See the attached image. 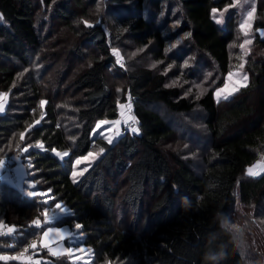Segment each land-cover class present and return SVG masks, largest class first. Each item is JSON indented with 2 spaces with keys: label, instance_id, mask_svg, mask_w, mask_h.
Instances as JSON below:
<instances>
[{
  "label": "trees",
  "instance_id": "obj_1",
  "mask_svg": "<svg viewBox=\"0 0 264 264\" xmlns=\"http://www.w3.org/2000/svg\"><path fill=\"white\" fill-rule=\"evenodd\" d=\"M233 5L0 0V54L10 61L0 62V93L9 98L0 114V160L15 167L19 156L27 179L47 192L28 196L0 178V222L14 227L0 236V256L7 257L0 264H18L13 257L45 229L33 221L44 219L45 209L50 215L57 203L68 212L52 225H80L79 244L91 249L90 264H247L223 218L231 207L244 221L264 210V173L247 174L264 148V0L257 3L245 59L248 84L228 99L216 100L213 89L199 99L186 97L179 86H166L164 70L142 59L148 54L165 66L188 63L190 76L200 59L227 74L237 27ZM214 8L229 10L225 27L215 21ZM121 45L125 67L112 52ZM118 81L124 83L122 96ZM129 96L140 134L124 131L111 145L94 137L97 123L117 118V100ZM40 100L46 101L43 108ZM199 110L204 116L198 131L187 118ZM179 128H192L189 138ZM192 145L201 170L184 154ZM95 148H104L103 155L74 183L75 159ZM53 149L69 156L59 160ZM238 205L252 212L243 215ZM252 239L264 261V232ZM70 262L52 256L41 264Z\"/></svg>",
  "mask_w": 264,
  "mask_h": 264
},
{
  "label": "rangeland",
  "instance_id": "obj_2",
  "mask_svg": "<svg viewBox=\"0 0 264 264\" xmlns=\"http://www.w3.org/2000/svg\"><path fill=\"white\" fill-rule=\"evenodd\" d=\"M257 3H258V0H234L233 7L237 10V27L235 29V36L229 45V52L232 58V68L230 69V71L234 75L232 79L229 81L230 87L228 91H232V89L234 88L241 89L242 87H244V86H241L244 83L242 80L243 75H247L249 78L248 71L245 68V61H246L245 59H246V54H247L250 44H246L244 50H241L240 44L244 43L245 40L253 39L251 31H253L252 29H253V25L255 21L256 11L253 15L252 20L250 21L251 28L248 30L247 36H245L243 31L240 29V24L243 22L244 19H247V11H250L253 6L255 7V9H257ZM46 11L44 10L42 14L46 15L44 13ZM228 17H229V10L222 11V12L219 11L214 14L215 21L217 20L221 21L220 23H217L221 27H225ZM261 35L264 36V31L261 32ZM173 45H175V43H173L172 46ZM121 46L120 48H116V50L120 53V57L122 58L121 63L125 67V60H127V58L124 54V47L123 45ZM241 57L243 59H241ZM142 59L145 64H148L150 66H152V64L155 63L156 66L159 67V69H156V71L164 70L165 73H167L168 85L179 86L182 89L184 96L186 97H193V98H197V96L201 97L203 94H205L210 89H213L216 100H224L225 99L224 96L227 95V92H226V93H222L220 97H217L215 93L219 88L223 87L225 83V78L227 77L230 71L227 74L223 75L220 72H218L217 69L212 68L211 66H208L202 60L199 59L195 66L196 68L194 72L195 75L190 76V74L192 75L193 72H191L190 69H186V65L188 63L183 64L182 66L171 64L169 65L170 66L169 67V66H165L163 62L161 61H158V60L154 61L152 57L150 58L148 56V54L147 56L145 55ZM6 61L10 62L9 60L5 59L0 54V62H6ZM241 63L244 64L243 69L239 67ZM248 80L246 82V85L248 84ZM123 87H124L123 82H119V81L116 82L117 95H120V96L124 95ZM117 89H120V91L118 92ZM235 92L237 91H232L231 95H227V99L230 98ZM185 93H187V95ZM0 94H4V95H0V104H3V111H0V114H3L9 104V98H8V95L5 93H0ZM128 102H129V99L128 101L122 102L121 104H127ZM131 105H132V114H133L132 101H131ZM124 111L126 112L127 110L125 109ZM120 113H121V109H119V114ZM168 116L174 119L175 121H177L175 116H172V115H168ZM203 116L204 115H202V111L199 110L195 112L194 114H192L191 116H189L187 118V121L190 122V125L194 130L199 131L203 128L201 125V118ZM114 120H121V115H119L117 118H114V119L104 120V121H109V123L103 124L99 128H97V125H96V128L94 129L92 135L94 137H97V136L104 137L105 139L111 136L113 137V142H114L119 137V136L118 137L115 136V133L117 131V126L111 123V121H114ZM135 126L138 127V124ZM192 128H187V130L185 128H179V131L184 136H187V138H189V135H190L189 132L192 131ZM119 130L121 132V135L124 134V131H126L125 125L123 124L122 120L119 125ZM55 150H56L55 152L51 151V153L54 156H56V158L59 160L63 161L66 157L69 156L68 151H61L57 149ZM57 152L61 153V155L57 156L56 155ZM64 152H68V156H63L62 154ZM91 152L94 154L95 159L90 158L89 161L82 162L79 165H76L74 162V168L72 170V173L73 171L79 173L83 171L84 168H88L89 170L104 153V152L101 153L99 148H95L91 150ZM184 154L186 157H189L192 159V161L196 165V169L201 170V168L204 166L203 165L204 163L201 157L199 156V152L196 150V148L193 145L188 150H186ZM83 156H80L78 158H81ZM78 158H76L75 161ZM14 160L16 161L15 175H16L17 180L12 181L11 178L5 175V173L3 172V169H0V178L6 183L18 188L20 191H22L26 195H28L29 192H35V191L45 193L46 195L47 192L36 189V183L33 182L32 180L27 179L28 177L27 168H26V165L23 163V161L20 159V157L15 156ZM249 169H252L254 173H258L252 176H259L264 173V148L262 149L261 160H258L253 165L248 166L247 168L248 175H250L248 171ZM87 172H84L83 175H77L76 177H73L71 173L72 179L73 180L75 179V181L78 182ZM42 196H36V197L40 198ZM44 200L48 201V198ZM59 204L61 205L62 208H66L61 203ZM238 207H239V211L243 215H250V213L252 212L251 210H249L244 213L242 212L241 207L239 205ZM53 214H55L56 216V219H55L56 221L61 215L66 214V213H61L59 209H55L52 211L49 217H52ZM242 218L244 219L245 217H240L238 212L234 210V207H231L226 213L225 217L223 218V225L233 232L239 244V247L242 249V252L246 258L247 264H264V261L258 258L259 255L257 254V251H256V249L258 248H257L256 243H253L254 240L252 239V237H257V236L261 237L262 232H264L263 230L264 229V210L259 211L255 217L249 216V218L246 221H244ZM252 221H254L253 225L251 224ZM53 223L46 224L45 217L44 219L40 220V226L45 227L43 232L47 230V228L53 227L59 230H63L62 235L58 236L56 235V233H50L49 237L45 239L42 236V233H43L42 232L39 236V240L35 241L36 247L28 248L27 252H24V251L22 252L23 257H20V254H21L20 253L19 255L15 256V257H20V258L14 259V260L15 261L18 260V264H31V262H33L34 264L35 263L41 264L42 262H51V257L53 256V257H69L71 261L70 264H90L92 261L91 249L88 248L86 245L79 244L81 235L77 233L78 229L74 227L75 229L73 230L67 224L52 225ZM9 229H12V231L9 232ZM13 231H14L13 226H6L3 224V222L2 223L0 222V236L5 235L7 233H12ZM46 243H47V246H45ZM250 243H253L251 244L252 247L254 248L253 252L249 248ZM49 248H52L53 251H56L58 254L52 255L49 252ZM79 248L84 249V251L83 252L70 251V250L79 249ZM44 250L48 252L49 256L44 255ZM27 257H30L31 260H28Z\"/></svg>",
  "mask_w": 264,
  "mask_h": 264
},
{
  "label": "snow or ice",
  "instance_id": "obj_3",
  "mask_svg": "<svg viewBox=\"0 0 264 264\" xmlns=\"http://www.w3.org/2000/svg\"><path fill=\"white\" fill-rule=\"evenodd\" d=\"M212 11H213V13H215V12H216V9L214 8ZM255 11H256V9H255V7L253 6V7L251 8L250 11H247V19H244L243 22L240 24V29L243 31V33H244L245 36L248 35V30L251 28V23H250V21L252 20ZM216 22H217V23H220L221 21H220V20H217ZM84 23H85V25H86L87 27H92V25L89 24L87 21H84ZM189 35H190V34H189ZM251 43H252V40H250V39H249V40H245L244 43L240 44V48H241V50H244V49H245V45H246V44H251ZM141 51H142V49H141ZM112 52H113V55L117 57V61H116V62L119 63L121 67H123L124 65L121 63V59H122V58L120 57V53H119L116 49H113ZM245 54H246V53H245ZM241 59H243V58L241 57ZM152 67L155 68V67H156V64H155V63L152 64ZM169 67H170V66H169ZM239 67H240L241 69H243L244 64L241 63V64L239 65ZM233 75H234V74H233L231 71L228 73L227 77L225 78V83H224L223 87L219 88V89L216 91V93H215V95H216L217 97H220L222 93H226V92H227V95H231V94H232V91H238V90H239L238 88H234V89H232V91H228V90H229V87H230V85H229V81L232 79ZM242 80H243L244 83H243L241 86H247V85H246V82H247V80H248V76H247V75H243ZM166 86H171V85H166ZM117 91L119 92L120 89H117ZM185 94L187 95V93H185ZM0 95H4V94H0ZM227 95L224 96L225 99H227ZM197 99H199V96H197ZM39 103H40L41 108H43V106L45 105L46 101H45V100H40ZM117 107H118L119 109H121V113H120V115H121V120L123 121V124L125 125V129H126V131H130V132H132V133H135V134L139 135V134H140V129H139L138 127L135 126V125H137V124L139 123V121H138V119L132 114L131 97L129 96V102H128L127 104H121V103L119 102V99H118V100H117ZM125 109L127 110L126 112L124 111ZM0 111H3V104H0ZM43 116H44V113L41 112V119H43ZM121 120H114V121H111V123H113L114 125L117 126V131H116V133H115V136H117V137L121 135V132H120V130H119V125H120V123H121ZM129 122H131V123H129ZM36 123L38 124L39 121H37ZM107 123H109V121H104V120H102V121L98 122V124H97V128H99L101 125H103V124H107ZM20 139H21V140L24 139V134H23V133H20ZM107 143H108L109 145H111V144L113 143V137H111V136L107 137ZM30 147H32V146L29 145L28 148H30ZM36 147L42 149V148L44 147V145L38 143V144L36 145ZM28 148H25L24 151L27 152V151H28ZM52 151L55 152L56 150L53 149ZM104 151H105L104 148H101V149H100V152H101V153H103ZM56 155H57V156H60L61 153L57 152ZM62 155H63V156H68V152H64ZM90 158L95 159L94 154H93L91 151L88 152L87 155H85V156H83V157H81V158H78V159L75 161V164H76V165H79V164H81L82 162H87V161H89ZM4 167H5V162H4L3 160H0V169H3ZM87 171H88V168H84L83 171H81V172H79V173L73 171L72 176H73V177H76L77 175H83L84 172H87ZM248 171H249V174H250V175L258 174V173H254V172L252 171V169H249ZM73 182H74V183L76 182L75 179L73 180ZM33 186H34V185H33ZM49 191H51V190H49ZM28 195H29V196H42V195H45V193H42V192H39V191H35V192H29ZM44 203H47V201H44ZM55 208H56V209H59L61 213H67V211H68L66 208H62L61 205H60L59 203H57V204L55 205ZM48 212H49V210H48V209H45L44 212H43V215L45 216V223H46V224H51V223H53V222L55 221L56 216H55V214H53L52 217H49ZM33 223H34L37 227H40V221H39V220H35V221H33ZM75 228H76V229H79V228H80V225H79V224L75 225ZM11 231H12V229H9V232H11ZM50 233H56V235L59 236V235H62V234H63V230H59V229H56V228H53V227H49V228H47V230H45V231L42 233V236L46 239V238L49 237ZM37 235H40V234H37ZM45 246H47V243L45 244ZM30 247H32V248H35V247H36L35 239H33V241H32V243H31ZM27 250H28V249H27V247H26V248L24 249V252H27ZM70 251H81V252H83L84 249L79 248V249H74V250H70ZM49 252H50L52 255H57V254H58L56 251H53L52 248H49ZM20 257H23V253L20 254ZM20 257H13V259H18V258H20ZM0 259H7V257L0 256ZM27 259H28V260H31L30 257H27Z\"/></svg>",
  "mask_w": 264,
  "mask_h": 264
},
{
  "label": "built area",
  "instance_id": "obj_4",
  "mask_svg": "<svg viewBox=\"0 0 264 264\" xmlns=\"http://www.w3.org/2000/svg\"><path fill=\"white\" fill-rule=\"evenodd\" d=\"M3 172L5 173V175L11 178L12 181L17 180L16 175H15V167L11 166L9 163L5 162V167L3 168ZM31 264H34V263L31 262Z\"/></svg>",
  "mask_w": 264,
  "mask_h": 264
}]
</instances>
